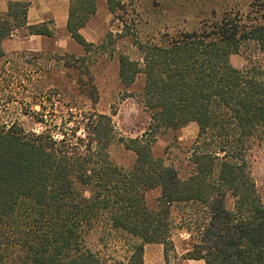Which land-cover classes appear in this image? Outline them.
<instances>
[{"label":"trees","instance_id":"1","mask_svg":"<svg viewBox=\"0 0 264 264\" xmlns=\"http://www.w3.org/2000/svg\"><path fill=\"white\" fill-rule=\"evenodd\" d=\"M96 1L68 4L66 31L86 53L94 45L79 29ZM106 1L114 15L120 2ZM28 5L8 1L0 12V61L2 41L20 29L54 36L51 21L26 23ZM132 43L136 55L119 56L118 77L128 87L143 75L149 124L124 142L135 155L130 169L109 158L115 130L107 114L69 112L54 131L38 132L0 119V264H108L83 240L97 229L106 238L125 239L127 255L119 264H143L145 244L162 245L167 261L174 230L188 236L184 258L264 264V202L249 161L252 146L264 142V67L254 55H264L263 16L224 13L199 30L144 42L134 34ZM233 54L243 55L247 64L232 67ZM88 80L76 83L94 105L97 89ZM1 93L0 87V107ZM188 122L196 124L197 135L187 158L190 172L181 178L151 149L158 135ZM154 188L159 196L148 206L145 194ZM227 196L231 208L225 206Z\"/></svg>","mask_w":264,"mask_h":264},{"label":"rangeland","instance_id":"2","mask_svg":"<svg viewBox=\"0 0 264 264\" xmlns=\"http://www.w3.org/2000/svg\"><path fill=\"white\" fill-rule=\"evenodd\" d=\"M54 0H46L51 5ZM120 7L112 15L106 0H97L95 12L84 24L83 38L94 45L89 53L72 40L64 30H55L54 36L44 42L42 49L30 47L5 53L0 61L1 120H16L26 131L53 130L60 126L68 113L96 111L111 117L115 137L108 146L112 163L128 170L135 155L124 142L139 136L149 124V112L141 94L143 75L138 74L128 87L120 84L118 77L120 55L134 58L136 55L132 35L141 40H159L164 34L199 30L205 24L221 20L224 13L260 17L264 19V0H118ZM69 0H55V11ZM26 30L13 34L14 40L23 39ZM69 39L71 44L65 45ZM58 44H61L59 47ZM101 44V45H100ZM34 45V41L32 43ZM38 45V43H37ZM100 45V46H98ZM65 46V47H64ZM98 46V47H97ZM251 49H253L250 44ZM262 58L264 55L254 54ZM85 57L81 62L72 61ZM230 64L240 69L247 64L241 54L230 56ZM97 89V102L92 105L77 86V81H89ZM12 96V101L7 103ZM37 117L44 119L37 122ZM81 134V132H79ZM197 126L188 122L173 132L158 135L152 144V154L165 164L174 166L181 178L190 172L187 158ZM250 173L257 192L264 202V142L255 143L249 153ZM159 189L146 192L148 206L155 204ZM233 199L225 198V206L231 208ZM187 234L174 230L171 236L173 250H168L165 260L160 244H145L143 264H204L201 260L187 259L183 255L189 249ZM87 248L97 253L108 264H119L127 255L126 241L120 235L104 237L100 230H91L83 238Z\"/></svg>","mask_w":264,"mask_h":264},{"label":"crops","instance_id":"3","mask_svg":"<svg viewBox=\"0 0 264 264\" xmlns=\"http://www.w3.org/2000/svg\"><path fill=\"white\" fill-rule=\"evenodd\" d=\"M8 1H26L28 2V8L26 11V23L28 25L39 24L42 22H50L56 30H66V20L68 15V5H61L58 7V11H55V0L51 2V5H47L46 0H0V12L6 10V4ZM84 27L79 29V33L82 35ZM71 38V37H70ZM50 39L49 37L42 35H28L26 34L23 39L14 40L13 35L2 41V49L4 53H10L19 49L30 47L33 50L42 49L44 42ZM72 39V38H71ZM73 40V39H72ZM34 41V45H32ZM38 43V45H37ZM71 44L70 40L65 41V45ZM61 47V44H58ZM65 47V46H64Z\"/></svg>","mask_w":264,"mask_h":264}]
</instances>
